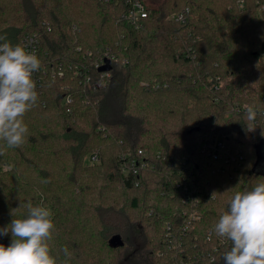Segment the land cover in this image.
<instances>
[{
	"label": "trees",
	"instance_id": "obj_1",
	"mask_svg": "<svg viewBox=\"0 0 264 264\" xmlns=\"http://www.w3.org/2000/svg\"><path fill=\"white\" fill-rule=\"evenodd\" d=\"M244 2L155 0L136 29L124 18L130 0H0V35L22 44L38 34L49 71L23 118L26 142L8 148L0 141V158L14 160L10 170L0 167V227L31 200L52 213L48 243L57 264H174L213 252L214 226L232 196L264 182V121L258 116L254 126L245 115L246 106L264 111V0ZM187 8L188 22L171 18ZM100 59L109 67L104 77ZM210 136L243 151L237 172L210 173L201 154ZM142 150L149 167L125 176L120 156L141 159ZM96 151L100 161L88 163ZM194 210L201 219L182 235ZM168 223L185 240L183 252L167 244ZM71 224L77 231L65 232ZM55 234L66 238L59 250ZM115 235L123 247H110ZM10 242L11 234L0 237ZM230 248L214 261L186 264H223Z\"/></svg>",
	"mask_w": 264,
	"mask_h": 264
},
{
	"label": "clouds",
	"instance_id": "obj_2",
	"mask_svg": "<svg viewBox=\"0 0 264 264\" xmlns=\"http://www.w3.org/2000/svg\"><path fill=\"white\" fill-rule=\"evenodd\" d=\"M40 68L34 50L0 35V141L8 148H20L26 142L28 127L23 118L38 103L33 74ZM245 115L255 123L264 112L246 106ZM19 209L26 210L24 216L14 218ZM10 215V223L0 227V237L11 234L8 246L0 244V264H57L48 243L55 229L51 211L29 200L20 202ZM214 233L231 241L230 250L223 253V264H264V182L235 192ZM61 251L71 256L67 247Z\"/></svg>",
	"mask_w": 264,
	"mask_h": 264
},
{
	"label": "built area",
	"instance_id": "obj_3",
	"mask_svg": "<svg viewBox=\"0 0 264 264\" xmlns=\"http://www.w3.org/2000/svg\"><path fill=\"white\" fill-rule=\"evenodd\" d=\"M239 6L244 5V0H236ZM131 8L129 9L128 13L125 14L124 18H126L131 25H133L136 29H139V27L142 24V20L147 17L148 10L145 0H130ZM263 9H260V12H262ZM189 8L183 10L180 13L174 14L171 18H175L179 21L188 22L189 21ZM22 45H25L27 47L28 51H35L37 56L40 58V39L38 34H27L23 40ZM80 49V48H79ZM105 59L111 60L113 59L111 56L107 55ZM41 60V58H40ZM114 61H117L113 59ZM112 61V60H111ZM105 65V60L100 59L95 63V67L100 69L102 66ZM78 71H75L74 74L77 75ZM52 77H56V73L54 71L51 72ZM49 74V71L45 69L42 66L39 71L35 72L33 74V79L36 82V91L38 93H42V83L44 80V76H47ZM59 76L63 75V72H59ZM105 75H108V72H104L103 77ZM100 84V82L96 85V87ZM85 85H87L89 88H92L94 85L91 83V78L87 77L85 80ZM221 87V85L219 86ZM72 100L70 95L65 96V102L68 104ZM44 105V103H43ZM264 112V111H263ZM262 117V121H264V116ZM260 121L257 119V121L254 124V126L259 125ZM201 154L204 156L205 161L207 162V168L210 171L211 174L215 175L217 173H224L229 168L228 173L232 174L234 172H237L242 164L244 163V154L242 150L235 151L233 147H231L230 144L227 143L225 139L222 137H205L202 144H201ZM137 157L141 158L138 159L136 157H131L130 152H125L120 156V160L122 161L121 167L122 172L125 176L134 174L138 175L140 171H143V169H147L150 165L148 161L145 160L146 158V152L144 150L139 151L136 155ZM90 164H96L100 161V153L98 151L94 152L89 157ZM233 177V176H231ZM191 183H195V178ZM195 186V184H194ZM177 187L183 188L185 191H187L189 188L188 185H184L183 183L179 182L177 184ZM193 195L197 194V187H194L192 190ZM201 219L200 214L194 210L190 214H188L187 222L181 226L180 232L182 235L185 234L188 230L192 229L194 226V223L199 221ZM166 242L172 249H181L183 252L186 250V246H183L185 244V240H182L179 238L178 235H176L174 232V227L172 224L168 223L166 225ZM213 236L212 231H208V240L211 239ZM231 246V241H228L224 238L219 237L217 240V245L213 247V252H196L193 255L188 254L186 260L189 259H200L206 257L210 259V261H214L217 254H219L222 246ZM184 249V250H183ZM186 260L183 258L176 259L174 261V264H186Z\"/></svg>",
	"mask_w": 264,
	"mask_h": 264
},
{
	"label": "rangeland",
	"instance_id": "obj_4",
	"mask_svg": "<svg viewBox=\"0 0 264 264\" xmlns=\"http://www.w3.org/2000/svg\"><path fill=\"white\" fill-rule=\"evenodd\" d=\"M154 1H155V0H145L146 4H147V3H148V4H152ZM87 162L90 163L89 159H88ZM13 164H14V160L11 159V158H9V157H2V158H0V167H1V170H3V171L10 170V169L12 168ZM91 164H92V163H91ZM262 165H264V164H262ZM75 220H76V219H75ZM76 222H77V220H76ZM77 223H78V222H77ZM74 225H75V224H71V225H70V228L67 229L65 232H71V233L76 232L77 229H74V228H75ZM76 225H77V224H76ZM74 236H75V234L69 236V239L73 240ZM62 239H66V238H65V237H60V236H58L57 234H55V245H56V250H59L57 246H58V244H60V243L62 242ZM71 251L73 252V250H71Z\"/></svg>",
	"mask_w": 264,
	"mask_h": 264
},
{
	"label": "water",
	"instance_id": "obj_5",
	"mask_svg": "<svg viewBox=\"0 0 264 264\" xmlns=\"http://www.w3.org/2000/svg\"><path fill=\"white\" fill-rule=\"evenodd\" d=\"M108 69H109V67H108L107 65H104V66H102V67L100 68V71H101V72H105V71H107ZM195 130L198 131L199 129L196 128ZM109 245H110V247H112V248H120V247H123L124 242H123L121 236H119V235H115V236H113V237L110 239V241H109Z\"/></svg>",
	"mask_w": 264,
	"mask_h": 264
}]
</instances>
